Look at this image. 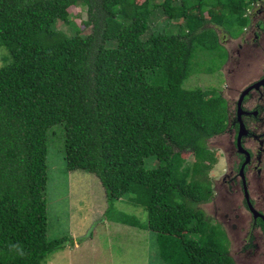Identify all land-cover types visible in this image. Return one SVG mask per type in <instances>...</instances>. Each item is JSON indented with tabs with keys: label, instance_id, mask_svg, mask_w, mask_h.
<instances>
[{
	"label": "trees",
	"instance_id": "trees-1",
	"mask_svg": "<svg viewBox=\"0 0 264 264\" xmlns=\"http://www.w3.org/2000/svg\"><path fill=\"white\" fill-rule=\"evenodd\" d=\"M141 1L0 0V44L12 57L0 69V264H48L66 248L68 239L48 241L54 126L64 129L68 171L96 176L105 189L102 219L149 231L164 264H236L223 226L200 207L213 197L209 142L226 131L229 104L183 85L197 50L229 60L209 24L235 19L244 33L249 9L262 0ZM79 5L91 32L75 26L66 35L58 23L72 25L69 8ZM152 7L170 25L183 20L180 32L154 29L144 39ZM147 159L157 166L147 168ZM126 197L147 213L145 223L124 212L110 217Z\"/></svg>",
	"mask_w": 264,
	"mask_h": 264
},
{
	"label": "rangeland",
	"instance_id": "rangeland-1",
	"mask_svg": "<svg viewBox=\"0 0 264 264\" xmlns=\"http://www.w3.org/2000/svg\"><path fill=\"white\" fill-rule=\"evenodd\" d=\"M223 1L210 0L209 3L216 4ZM137 2L140 4L142 1L137 0ZM259 4H264V0L256 3L248 12L257 9ZM206 8L215 14H219L221 11V6L213 8V6L208 5ZM153 9L154 14L150 20L151 29L144 39L148 38L154 29L167 31L168 34L180 32L181 29L176 26L177 24L184 25L183 20L174 21L170 25L169 22H164L167 17L161 9L155 7ZM207 13L206 11L204 16L209 19L210 16ZM194 14L199 15V11L195 10ZM87 19L88 10L85 6H73L69 8V20L72 25L60 21L58 28L66 35H72L75 26H77L83 35L90 34L91 28L84 26ZM226 20L224 24L221 23L222 27L219 22L210 23L209 27L216 30L222 45L230 52L229 60L227 62L224 59L221 60L224 63L220 61L218 56L211 58L205 52L197 50L192 61L191 76L184 82L183 87L188 90L201 89L208 93L211 91L218 92L230 103V111H234L235 106L231 104V101L236 99L241 93L240 91L250 82L259 78L264 64L259 52L253 50L252 40L251 43L243 45V49L240 50L241 57L239 56L238 44L241 43V39H248L250 36L246 35L247 29L245 34L243 30L239 32L240 27L237 26L235 19L226 18ZM238 37L240 38L237 39ZM11 62L10 52L0 44V69ZM48 138V181L45 194L47 199L48 241L68 239L66 248L52 254L48 264H164L159 257L160 245L155 236L148 238V232L144 230L120 222L108 223L106 220L104 221V218L101 219L102 215L105 216L106 207L108 208L105 189L96 176L86 172L68 171L65 161L64 129L61 126L52 127L48 132ZM228 139L229 136L222 134L209 142L210 148L216 155V163L209 174L210 179H213V187L215 186L214 181L217 182V179L228 169L221 149V145H226ZM183 157L188 164L194 162L193 155L189 153H183ZM150 160H146L147 168L157 166V161L150 164ZM217 190L216 197L222 201L216 200L217 203H215L210 200L211 202L201 204L200 207L208 216L212 217H210L212 222L214 218L223 222L221 210L218 213L219 208L225 210L235 208L240 201L221 190L219 185H217L215 192ZM128 201V197L118 200L110 217L114 218V216L124 212L136 216L140 222L145 223L147 213L142 211V208L137 210L138 208ZM216 207L218 214L215 211ZM108 220L112 219L108 218ZM78 241H80V249L75 247L74 242L78 243ZM234 241L232 239L230 243L233 242L234 244ZM235 247L236 243L233 248L229 246L232 254ZM262 252L264 253V249ZM262 252H260L258 260L256 258L258 250L254 257L256 259L251 257L252 264H263L264 254Z\"/></svg>",
	"mask_w": 264,
	"mask_h": 264
},
{
	"label": "flooded vegetation",
	"instance_id": "flooded-vegetation-1",
	"mask_svg": "<svg viewBox=\"0 0 264 264\" xmlns=\"http://www.w3.org/2000/svg\"><path fill=\"white\" fill-rule=\"evenodd\" d=\"M248 13L250 22L245 30L247 29L246 35L248 34L250 37L241 39V43L238 44V54L241 57L240 50L243 49V45L251 43L252 40L253 50L259 52L264 64V4H259L257 9H252ZM262 69L259 78L250 82L240 91L238 97L231 101L235 110L230 111L228 127L223 133V136H229V139L226 141V145H221L228 169L217 179V182L214 181L215 186L211 199L215 203H217L216 200L222 201L216 197L218 190L215 192L219 185L221 190L240 201L239 205L235 207L238 209L234 207L226 210L219 208L218 213L221 210L224 223L214 218L215 222L223 226L229 243L230 240H235L234 255L231 252L229 254L236 264H252L251 257L254 258L258 250L256 257L258 260L260 252L264 249V84H261L264 81V68ZM243 92H246V96L241 105V121L248 131V135L241 140V146L247 154L240 152L238 147L240 128L238 102ZM228 104L230 110V103ZM246 161L247 164H245ZM217 210L216 207V214H218ZM234 244L230 243V247L233 248ZM262 263L264 264V261Z\"/></svg>",
	"mask_w": 264,
	"mask_h": 264
},
{
	"label": "water",
	"instance_id": "water-1",
	"mask_svg": "<svg viewBox=\"0 0 264 264\" xmlns=\"http://www.w3.org/2000/svg\"><path fill=\"white\" fill-rule=\"evenodd\" d=\"M261 84H264V81ZM245 96H246V92H243V94L241 95V98H240V100L238 102V105L240 107L239 114H238V116H239V127H240L239 128V134H238V147H239L240 152H244L245 154H247L246 150L243 149L242 146H241V140L243 139V137L248 135V131L246 130L243 122L241 121V113H242L241 105H242L243 98ZM247 161H248V159H247ZM247 161L245 162V164H247Z\"/></svg>",
	"mask_w": 264,
	"mask_h": 264
},
{
	"label": "crops",
	"instance_id": "crops-1",
	"mask_svg": "<svg viewBox=\"0 0 264 264\" xmlns=\"http://www.w3.org/2000/svg\"><path fill=\"white\" fill-rule=\"evenodd\" d=\"M106 209H107V207H106ZM99 213V212H98ZM102 217H103V215H102ZM102 219V218H101ZM107 221L108 223H111V222H115V223H118V222H116V221H113V220H108V219H106V218H104V221ZM106 222V223H107ZM124 225H126V224H124ZM127 226H129V225H127ZM131 227H133V226H131ZM135 228H137V227H135ZM138 229H140V228H138ZM140 230H144V229H140ZM145 232H148V235H147V237L148 238H151L153 235L149 232V231H147V230H144ZM130 235H132L131 233H129ZM91 238H92V236H91ZM91 238H89V239H91ZM75 243V247L77 248V247H79V249H80V241H78V243L77 242H74ZM77 243V244H76ZM73 245V244H72ZM68 248V247H67Z\"/></svg>",
	"mask_w": 264,
	"mask_h": 264
}]
</instances>
